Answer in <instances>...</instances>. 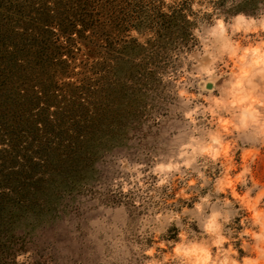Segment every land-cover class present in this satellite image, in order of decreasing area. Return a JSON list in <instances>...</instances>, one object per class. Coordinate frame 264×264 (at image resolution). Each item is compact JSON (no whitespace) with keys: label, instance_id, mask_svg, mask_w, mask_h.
<instances>
[{"label":"clouds","instance_id":"obj_1","mask_svg":"<svg viewBox=\"0 0 264 264\" xmlns=\"http://www.w3.org/2000/svg\"><path fill=\"white\" fill-rule=\"evenodd\" d=\"M185 3L188 47L176 40L149 64L144 118L101 150L102 175L78 202L84 216L65 220L68 240L51 242L61 255L264 264V0H163L160 11L171 16ZM128 38L148 49L157 34L133 29ZM15 264H36V252H18Z\"/></svg>","mask_w":264,"mask_h":264},{"label":"trees","instance_id":"obj_2","mask_svg":"<svg viewBox=\"0 0 264 264\" xmlns=\"http://www.w3.org/2000/svg\"><path fill=\"white\" fill-rule=\"evenodd\" d=\"M110 2L0 0V264H14L24 250V221L41 220L61 196L88 189L108 137L122 130L108 123V102L94 100L104 77L99 88L87 76L79 85L55 82L76 68L74 34ZM177 13L164 14L168 24Z\"/></svg>","mask_w":264,"mask_h":264},{"label":"rangeland","instance_id":"obj_3","mask_svg":"<svg viewBox=\"0 0 264 264\" xmlns=\"http://www.w3.org/2000/svg\"><path fill=\"white\" fill-rule=\"evenodd\" d=\"M110 1L111 4L107 3L106 8L95 11L94 25L85 33L74 34V38L77 39L73 44L76 68L74 72L72 69L69 70L66 76H58L55 82L59 85L72 83L87 76L94 78L93 82H97L98 85V81L104 77L105 79L100 82L104 89L94 95V100L108 102L110 106L108 123L123 130L132 121H140L144 118L145 113L142 108L146 105L141 98L144 94L143 90L150 83L155 84L154 73L148 71L149 64L158 65L162 60L161 50H166L176 40H180L185 47H188L190 33L187 31L189 25L183 15L184 8L187 7L186 3L177 9L178 17L172 20L170 25L169 17H164L165 13L160 11L163 0L160 5H157L155 0ZM163 23L166 25H162ZM133 29L141 33L148 30L156 31L157 40L148 41L149 48L146 49L135 38H128ZM137 57H144L141 64L134 62ZM129 80L133 81L132 85L127 83ZM122 130L108 137L109 145L106 149L110 150L119 143ZM99 155L101 157L103 152ZM97 162L98 160L95 165ZM236 163H239L238 159ZM261 170L264 171V165H261ZM101 175L102 173L95 167L91 173V184ZM89 195V188L67 193L59 198L57 209L53 213L44 216L41 220L29 217L24 221L20 228L22 239L19 244H24V250L30 248L36 252V264H96L95 260L87 257V249L72 248L71 255H61L57 246L51 243L54 240L69 239L64 222L70 218V222L75 223L84 216L78 202L82 196ZM32 222L43 226L39 233L30 228Z\"/></svg>","mask_w":264,"mask_h":264},{"label":"water","instance_id":"obj_4","mask_svg":"<svg viewBox=\"0 0 264 264\" xmlns=\"http://www.w3.org/2000/svg\"><path fill=\"white\" fill-rule=\"evenodd\" d=\"M209 87L211 88L212 86L210 85Z\"/></svg>","mask_w":264,"mask_h":264}]
</instances>
